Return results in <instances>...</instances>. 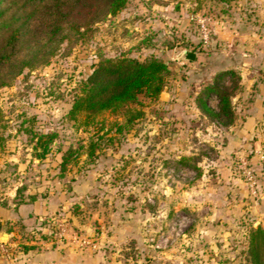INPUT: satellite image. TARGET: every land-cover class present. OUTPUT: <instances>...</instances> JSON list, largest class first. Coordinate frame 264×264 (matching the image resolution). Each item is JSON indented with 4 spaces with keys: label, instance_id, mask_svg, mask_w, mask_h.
Wrapping results in <instances>:
<instances>
[{
    "label": "rangeland",
    "instance_id": "374dc122",
    "mask_svg": "<svg viewBox=\"0 0 264 264\" xmlns=\"http://www.w3.org/2000/svg\"><path fill=\"white\" fill-rule=\"evenodd\" d=\"M237 8L247 24H261L257 2L247 0ZM230 9L227 0H126L116 14L63 38L54 48H41L35 58L29 48L17 51L19 64L0 86V205L11 201L18 206L32 192L35 198L54 200L60 209L27 223L3 221L0 233L8 237L0 236V243L7 254L50 242L73 254H94L95 264H251L250 231L258 226L264 236L260 170L244 158L254 171L256 199L247 191L239 159L235 164L246 200L263 206L259 213L230 212L214 217L210 227L199 205L201 182L215 176L211 161L222 134L215 118L181 117L178 103L162 102L158 96H139L140 105H129L142 114L128 124L123 110L102 112L86 125L82 114L75 120L68 116L78 83L104 57L160 59L169 70L163 90L177 91L187 75L190 81L193 74L207 77L208 65L219 63L231 46L232 37L221 33L233 17ZM202 20L209 29L207 45L198 30ZM181 49L195 52L197 60H179ZM26 58L29 62L21 65ZM117 124H122L120 131ZM96 132L104 137L90 161L82 150ZM39 134H55L43 156L35 148ZM69 146H82V152L61 171L60 156ZM60 221L67 232L58 241L55 224ZM258 251L264 254V246ZM260 260L264 264V255Z\"/></svg>",
    "mask_w": 264,
    "mask_h": 264
},
{
    "label": "trees",
    "instance_id": "16d2710c",
    "mask_svg": "<svg viewBox=\"0 0 264 264\" xmlns=\"http://www.w3.org/2000/svg\"><path fill=\"white\" fill-rule=\"evenodd\" d=\"M125 4L126 0H0V86L8 83V74H12L19 64L14 56L18 50L29 48L30 58H35L41 48L48 45L54 48L63 38L80 35L90 24L116 14ZM28 62L26 58L20 64ZM168 73L165 62L152 56L143 60L126 56L101 58L78 83L68 116L75 120L78 114H82V124L86 125L88 119L102 112L123 110L127 113L124 124H128L142 114L141 110H130L128 106L140 105L139 96L156 98L165 87ZM226 78L230 84L225 83ZM238 79V74L232 69L217 71L196 94V107L203 115L215 118L222 125L231 123L234 118L231 97L239 86ZM212 95L218 98L216 112L206 104L207 98ZM117 125L115 130L120 131L122 124ZM54 135H37L35 148L38 156L47 153ZM103 137V134L96 132L89 139L86 150H82L90 161ZM111 139V136H107L105 141ZM1 142L0 134V145ZM81 148L69 146L61 153V171L69 162L77 159ZM28 199L34 200L35 197L29 195ZM2 226L3 222L0 221V230ZM262 246L263 231L257 226L250 231L248 240L251 264H261L260 259L264 254H259L258 250Z\"/></svg>",
    "mask_w": 264,
    "mask_h": 264
},
{
    "label": "crops",
    "instance_id": "0c3cea01",
    "mask_svg": "<svg viewBox=\"0 0 264 264\" xmlns=\"http://www.w3.org/2000/svg\"><path fill=\"white\" fill-rule=\"evenodd\" d=\"M227 1L233 17L226 22L221 33L232 37V40L228 50H224L221 61L215 65L208 63L210 74L207 77L193 74L191 76L194 78L190 81L191 77L187 75L184 81L179 82L177 91L164 89L157 97L162 102L173 100L178 103L181 106V117L193 115L204 118L205 115L199 111L194 101L199 89L218 70L232 69L239 76L238 89L231 97L233 121L221 125V142L215 143L217 154L211 161L215 176L205 177L208 182H201L199 187L200 209L207 214L210 227H213L214 217L224 218L227 213L238 211L259 213L263 208L248 203L244 183L236 177L235 164L238 159L247 157L254 164V169L260 170L264 180V168L260 166L258 158L259 152L264 153V0H249L253 5L254 2L258 3V12L262 15L261 24L256 27L247 24L235 12L237 6L245 4L247 0ZM225 83L228 84V81ZM183 120L179 121L178 127L183 126ZM202 176H205L204 172L201 173ZM31 194L32 192H27V195ZM6 199L8 200L7 196ZM58 205L54 200L39 198H24L18 206L7 201V205H0V221L20 219L22 223H27L31 218L39 219L43 215L54 213L60 209ZM229 216L231 214L227 215L228 218ZM199 236L202 237V233ZM95 258L94 254H73L66 246L50 242H43L39 249H25L17 254H7L0 250V264H95Z\"/></svg>",
    "mask_w": 264,
    "mask_h": 264
},
{
    "label": "built area",
    "instance_id": "2783aa9c",
    "mask_svg": "<svg viewBox=\"0 0 264 264\" xmlns=\"http://www.w3.org/2000/svg\"><path fill=\"white\" fill-rule=\"evenodd\" d=\"M198 30L200 32V37H201V41L203 44L207 45L210 41V36H209V29L205 26L203 20L200 21L199 26H198ZM209 99H212L214 101V104H210L209 101L207 102V106L208 108H210L212 111H217L218 110V98L214 95L210 96ZM215 123L217 124V126H219V128L221 127V123L219 121H215ZM258 158L259 161L264 162V153L263 152H259L258 153ZM240 162V169H241V174L243 176L245 185L247 187V191L249 193L250 196L255 197L256 199H258V195L256 192V181H255V175L253 173V170L248 166L247 161L244 158H240L239 159ZM55 229H56V239L58 241L62 240L63 238H65L66 236V232H67V228H66V224L63 222H57L55 224ZM76 240L79 242V244H86V241L84 239H77ZM0 248L4 253L6 252L5 247L0 243Z\"/></svg>",
    "mask_w": 264,
    "mask_h": 264
},
{
    "label": "water",
    "instance_id": "95a60500",
    "mask_svg": "<svg viewBox=\"0 0 264 264\" xmlns=\"http://www.w3.org/2000/svg\"><path fill=\"white\" fill-rule=\"evenodd\" d=\"M178 58L181 61H188V62H190V61H194L196 59V54H195V52H193L191 50L183 49V50H181L179 52ZM0 236L8 237V234L5 233V232H2V233H0Z\"/></svg>",
    "mask_w": 264,
    "mask_h": 264
}]
</instances>
